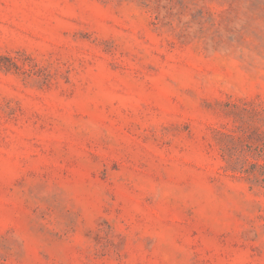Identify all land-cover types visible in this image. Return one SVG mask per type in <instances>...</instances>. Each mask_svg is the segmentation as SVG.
Instances as JSON below:
<instances>
[{
	"label": "rangeland",
	"instance_id": "rangeland-1",
	"mask_svg": "<svg viewBox=\"0 0 264 264\" xmlns=\"http://www.w3.org/2000/svg\"><path fill=\"white\" fill-rule=\"evenodd\" d=\"M0 264H264V0H0Z\"/></svg>",
	"mask_w": 264,
	"mask_h": 264
}]
</instances>
